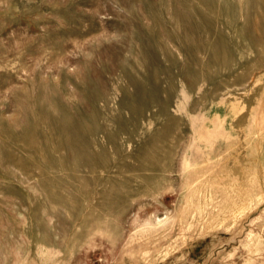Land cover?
<instances>
[{
	"label": "rangeland",
	"instance_id": "374dc122",
	"mask_svg": "<svg viewBox=\"0 0 264 264\" xmlns=\"http://www.w3.org/2000/svg\"><path fill=\"white\" fill-rule=\"evenodd\" d=\"M0 264H264V0H0Z\"/></svg>",
	"mask_w": 264,
	"mask_h": 264
}]
</instances>
